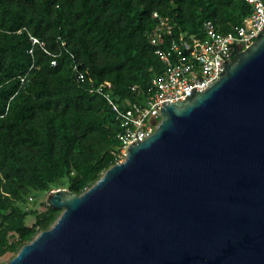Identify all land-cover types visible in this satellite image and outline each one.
<instances>
[{"label":"water","instance_id":"1","mask_svg":"<svg viewBox=\"0 0 264 264\" xmlns=\"http://www.w3.org/2000/svg\"><path fill=\"white\" fill-rule=\"evenodd\" d=\"M6 264H264V28Z\"/></svg>","mask_w":264,"mask_h":264},{"label":"trees","instance_id":"2","mask_svg":"<svg viewBox=\"0 0 264 264\" xmlns=\"http://www.w3.org/2000/svg\"><path fill=\"white\" fill-rule=\"evenodd\" d=\"M154 11L196 36L206 21L227 33L250 14L240 0H0V258L57 217L25 211L27 195L58 185L80 195L116 164L118 122L71 67L109 81L119 103H140L162 70L148 41Z\"/></svg>","mask_w":264,"mask_h":264},{"label":"built area","instance_id":"3","mask_svg":"<svg viewBox=\"0 0 264 264\" xmlns=\"http://www.w3.org/2000/svg\"><path fill=\"white\" fill-rule=\"evenodd\" d=\"M250 8V14L227 33L218 31L212 21L202 26V35H190L186 31L176 32L172 21L154 11L151 14L153 28L148 41L154 54L162 64V70L155 74L140 103H119L111 93L109 81L97 82L87 76L86 69L73 64L71 71L79 85H86L91 93L101 96L107 103L120 131L116 135L119 148L115 152L121 163L127 154V147L136 139H147L158 126L160 110L165 102L185 100L193 88L205 90L219 79L222 63L235 53L236 47L245 50L264 28V0H240ZM32 43L42 47L43 43L29 36ZM32 55V50H29ZM51 66L56 65V55L51 56ZM25 74L18 79L23 85ZM134 90V88H132Z\"/></svg>","mask_w":264,"mask_h":264},{"label":"rangeland","instance_id":"4","mask_svg":"<svg viewBox=\"0 0 264 264\" xmlns=\"http://www.w3.org/2000/svg\"><path fill=\"white\" fill-rule=\"evenodd\" d=\"M58 188H64V187L62 185H58ZM55 189H57V188H55ZM46 196H47L46 193H44V194L27 195V197H25V199H26L25 200V204L22 205V208L25 211H27V212L31 211V210H36L38 213H41V212H43V211H45L47 209V207L45 206ZM56 211H57V217H56L55 221L60 216L62 210H56ZM34 221H35L34 217L33 216H29V217L26 218V225L27 226H31L34 223ZM13 257H14L13 254L4 255L3 257L0 258V264H6Z\"/></svg>","mask_w":264,"mask_h":264}]
</instances>
